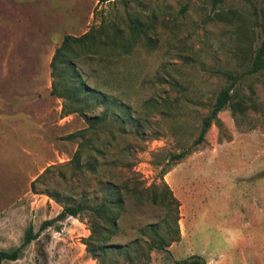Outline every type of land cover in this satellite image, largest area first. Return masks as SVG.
I'll return each instance as SVG.
<instances>
[{
  "label": "rangeland",
  "instance_id": "374dc122",
  "mask_svg": "<svg viewBox=\"0 0 264 264\" xmlns=\"http://www.w3.org/2000/svg\"><path fill=\"white\" fill-rule=\"evenodd\" d=\"M94 28L95 51L73 61L87 84L130 109L111 104L92 129L85 116L105 107L88 100L86 115L71 112L74 104L51 93L50 61L65 35ZM263 39L264 0H0V251L19 246L29 227L39 232L4 263L99 264L86 250V219L39 230L62 209L46 192L100 198L102 183L131 177L159 196L166 183L177 202L129 206L113 241L163 220L177 240L152 249L149 264L192 255L264 264V67L243 73ZM230 74L241 79L196 144ZM80 146L95 172L70 164Z\"/></svg>",
  "mask_w": 264,
  "mask_h": 264
},
{
  "label": "trees",
  "instance_id": "16d2710c",
  "mask_svg": "<svg viewBox=\"0 0 264 264\" xmlns=\"http://www.w3.org/2000/svg\"><path fill=\"white\" fill-rule=\"evenodd\" d=\"M109 1L115 0H98V3L101 4ZM221 1L212 0L213 4ZM97 28H94L95 30L89 29L80 36L65 35L61 44L55 49L50 61L51 76L53 78L51 93L74 104L75 107L71 112H80L82 115H86V107L82 105L89 103L88 100L96 103V105L94 104V108L97 106L105 107L101 111V114L90 117L85 116L88 128L92 129L105 121L109 111L108 107L111 104L124 107V110L127 111L130 109L129 105L112 98L107 93L98 91V88L95 86L87 84L82 78V73L73 61L75 57L95 51L94 47L99 40ZM120 50L121 53L129 52L128 46L124 43L121 44ZM263 67L264 39L257 48L250 66L243 73H256ZM229 77L230 83L219 91L211 111L202 118L200 132L195 141L196 144L203 140L205 133L216 120L218 113L228 105L232 96V87L241 79V74H230ZM59 85L62 87H59ZM87 145L89 144L85 143V146ZM88 147L95 153L101 154V149L92 145ZM188 153V150H182L179 153L172 154L170 157L172 160H179ZM81 155L82 147L80 146L70 161L73 168L80 171L81 174L85 171L95 172L97 167L93 162L86 161L83 163L81 161ZM38 180L39 177L32 181L31 188L33 190H35V182ZM163 187V192L159 196L156 186L144 187L142 186V182L130 177L121 183L113 180H107L105 183H102V195L100 198L97 195H93L90 198L85 192L81 193L79 198H75L73 195H63L58 191L46 192L50 198L62 206V209L53 218L42 221L39 230L41 231L52 226L56 222H61L67 217H81L86 219L90 230L84 242L86 250L99 264H149L152 249L165 248L177 240L172 232L165 234L162 229L163 220L141 225L137 229L138 237L129 242L118 243L113 241L112 237L119 229L118 220L120 216L127 212L129 206L148 203L153 206L169 207L173 203H176L177 200L166 183H163ZM174 221L176 234L178 235L177 218ZM38 233H34L32 228L29 227L19 246L10 251H0V264H5V261L17 260L23 247L34 240ZM166 235L169 236L167 237ZM175 264H205V261L198 255H192L184 259L176 260Z\"/></svg>",
  "mask_w": 264,
  "mask_h": 264
}]
</instances>
